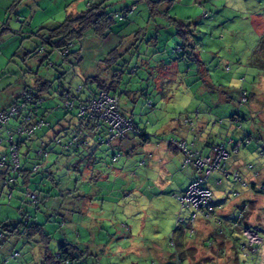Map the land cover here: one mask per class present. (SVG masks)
I'll list each match as a JSON object with an SVG mask.
<instances>
[{
    "label": "rangeland",
    "instance_id": "obj_1",
    "mask_svg": "<svg viewBox=\"0 0 264 264\" xmlns=\"http://www.w3.org/2000/svg\"><path fill=\"white\" fill-rule=\"evenodd\" d=\"M91 1H106L112 15L134 5L137 9L118 19L106 38L90 30L76 42L72 48L81 49V61L73 57L65 60L44 44L47 31L69 13L87 10ZM149 1L158 7L154 18L148 0H0L1 109L24 91H36L39 82H48L50 88L42 93L41 108L55 114L48 116L50 123L56 117L66 118L74 130L78 122L73 113L62 109L65 98L61 91L76 92L89 77L110 81L116 73L121 114L149 137L145 142L134 130L126 132L122 148L127 144L135 148L129 155L115 147L120 140L112 146H99L97 163L84 181L73 164L80 161L82 171L86 154L63 153L60 146L50 143L52 149L29 185L35 190V181L39 183V207L25 199L23 186L12 192L11 199L8 188L0 197V233L4 234L0 236V264H40L43 260L40 244L3 232L4 223L22 217L45 226L53 252L64 243L89 247L91 256L86 264L170 262V239L187 231L194 212L191 208L181 211L179 198L185 196L190 178L183 169L184 154L172 142L184 141L189 150H203L201 154L206 155L205 141L210 136L220 137L219 129L226 132L222 131L225 126L213 123L233 115L242 120L238 132L233 129L234 141L241 142L240 151L227 147L230 157L223 165L229 177L214 172L206 186L212 192V202L223 206L220 213L232 204L230 218L238 219L241 204H246L245 218L229 234L231 239L223 235L213 238L219 228L204 219L194 224L195 237L185 236L188 241L194 238L188 243L192 264H264V192L250 188L264 187V57L257 51L259 36L264 35V0ZM165 11L191 25L190 44L203 62L202 71L189 54L181 57L173 52L180 40L175 27L160 15ZM116 47L123 55L115 64L108 63L109 53ZM42 48L47 57L36 55ZM73 63L77 64L73 67ZM243 90L249 102L241 105ZM196 113H200L198 119ZM186 116L194 118L196 131L184 125ZM0 136L5 140L3 131ZM42 136V131L37 132L29 143L33 147L29 166L37 162ZM49 139L50 135L43 140ZM26 150L24 146L20 151L22 163ZM0 153L9 157L6 143L0 145ZM46 165L55 185L45 177ZM179 215L185 223L176 231ZM223 225L230 233L229 226ZM244 228L258 229L261 239H253L254 245H250L252 237L249 240L243 235ZM215 240L214 247L204 245ZM219 247H224L222 254Z\"/></svg>",
    "mask_w": 264,
    "mask_h": 264
},
{
    "label": "trees",
    "instance_id": "obj_2",
    "mask_svg": "<svg viewBox=\"0 0 264 264\" xmlns=\"http://www.w3.org/2000/svg\"><path fill=\"white\" fill-rule=\"evenodd\" d=\"M154 3L155 2L148 0V4H149L148 7L151 11L152 18H154L155 13H158V7L154 6ZM136 9H137V6L134 5L131 8H125L122 12H116L115 14L112 15L111 13L107 12L106 1H101V2L91 1L88 3L87 10L82 11L81 13H69L66 16V19L63 22H61L57 27L49 29L47 31L48 32L47 37L44 38L43 42L44 44H48L49 46H51L52 50H57L59 52V55L63 57L65 60H68L70 57H73L76 60L81 61V55L78 56L79 55L78 53L81 52L80 51L81 49L78 48V49L73 50L72 48L76 42L82 40L90 30H92L95 36L106 38L112 26L116 23L118 19L127 18V16L130 13L134 12ZM160 15H163L166 21L170 25L175 27V29L177 30L176 35L180 40V44L176 47V49H174L173 52L176 55H181V57H186L189 54V56H192V58H195V60L197 61L198 66L200 68L199 71H202L201 68L204 67L203 62H201L198 59V56L195 53L196 48L190 44V40L193 38V33H194L192 30H190L191 25L183 20L177 19L175 16H172L169 13V11H165ZM135 33L139 34L137 32ZM259 37H260V45L257 51H258V54L264 57V35L263 36L261 35ZM188 49H190L191 52H189ZM66 51L67 53H65ZM45 54H46L45 48H42L41 50L36 51V55H42L43 57H47ZM122 55L123 53L120 51L118 47H116L110 51L109 57L106 61L108 63L115 64V62H117L118 59ZM76 64L77 63H73L71 65L74 67ZM111 64H108V65H111ZM112 77L113 78L110 79V81H108L107 79H102L97 76L89 77L84 80V86H81L80 91L71 92L70 90H62L60 95L63 96L64 98H70L71 100H73L75 102L76 107L77 105H84L89 97H91L92 95L98 94L100 91H106L107 93L111 95L117 96L120 100V97L117 91L118 74L114 73ZM89 85L95 86L94 87L95 89H90ZM49 88H50V84L48 82H39V87L36 91L33 89L28 90L30 91L32 102L29 105L31 106V109L28 108L29 110L28 109L27 110L32 112V115H33L32 120L34 122L39 121V120H44L45 124L42 128L37 129L35 131L34 136L30 139L24 136L15 135L14 141L16 142L19 148V157H20V151L22 147L27 146V150L23 155L25 158V161L23 163L21 162V168L19 172H16V173L12 172V160H11V154L9 151V142L7 141L8 138L6 135V131L4 129H1L0 127V131H3L4 135L6 136L5 140H4V137L0 136V140H2L0 142V145H3L4 143H6V149L9 154V157H7L5 153H0V161L4 160L6 164V169L3 171H0V197L3 194L4 190L7 189L3 186L4 182L9 183L8 185L9 191L14 192L15 190H17L19 186H23V187H26V189L24 188L25 189L24 194L26 193V190L29 189V185L34 182V179H35L34 177L41 171V168H42L41 161L45 160L48 157L50 153L49 149H52L50 148V143L60 146L62 148L63 153L71 152L75 156L82 155V153L83 155L86 154L85 157L87 159V163L82 171H81L82 168H81L80 161H77L76 163L73 164L74 170L80 173L81 179L84 181L87 178L86 175H89L90 170H92L94 164L97 163L96 155H97L98 147L101 145L112 146L113 144H116L117 142V141L108 142L109 124L107 122H105L104 120H96L95 118L90 117V116H86L84 118L81 117L77 119L75 117L77 109L74 111H67L64 109L67 114L73 113L74 118L78 122V125H76V128H74V130L73 128L71 130L70 127L69 128L65 127L64 124L60 122L56 124L55 126L52 125L50 121L48 120L49 111H46V110L44 111V109L41 108L42 102H43L42 93L48 91ZM243 97L246 99V101L242 100ZM17 100L14 103H16ZM34 102H36V104ZM248 102H249V96L247 92L243 90L241 92L240 104L244 105V104H247ZM120 112H121V109H120ZM227 119L228 118L226 119L218 118L215 121V124H219V125L227 124L228 125L229 122L230 124H234L235 122L237 126H239V124L235 120L239 121L242 124L241 118L236 115L235 116L233 115L228 120ZM21 123H22L21 117L14 116L6 125V130L7 129L12 130L15 127L19 126ZM133 125H134L133 130L135 132V136L136 137L140 136L141 139L145 142L149 141V137L146 135V133L138 129V127H136L134 122H133ZM81 128L82 130H80ZM47 129H49V131L51 132L50 133L51 138L49 139L50 142L49 141H48L49 143L45 142L43 140L44 136L41 138V141L38 142L37 154L35 152L36 154L35 159L37 160V162L33 166H29L28 164H29V161L31 160L30 155L33 152L32 144L29 145V143H31L34 140L37 132L39 131L45 132V130ZM63 136H66L69 138L68 139L66 138L67 140L63 142ZM73 138H76L75 142L72 143V145H69L68 143ZM58 139H62L63 144L57 143ZM121 141H122V138L120 139V142ZM120 142L119 144L115 145V147L120 148L121 151L124 150L126 154L128 155L133 153V151L135 150L134 147L129 148V145L127 144L126 146L122 148V145ZM221 142L227 143V141L224 140L216 144H220ZM216 144H210V146H213ZM232 144L234 147H236L238 144L241 145V142L235 141ZM227 145L228 143L226 144V146ZM240 147H239V151H240ZM39 149L44 150L47 154L39 155L38 154ZM227 151H228V148H227ZM210 152H211V147H210ZM234 152L238 153L236 151ZM117 157L118 156L114 155L113 159ZM20 161H21V158H20ZM223 163L221 164V169L216 170L214 172H221V174L224 177L228 178L230 173H228V171L224 169ZM36 166H39V167L38 169L35 170ZM45 168L47 170V173L45 172L46 173L45 177H47V179L52 181L53 184L55 185L56 181L53 178L52 171L49 169V166L47 165L45 166ZM184 170L189 176L190 182L193 177H200V178L205 177L203 171H201L200 173L198 170L196 171L194 169H190V170L184 169ZM211 174L209 176H211ZM209 176L206 178L203 186L210 191V189L206 186ZM11 178H13L14 180L11 181ZM235 178H238V175H236ZM218 182H221V180H219ZM34 184L36 186V189L32 191L38 195L37 192H40L41 188L40 186H38L39 183H37L36 181ZM244 186L249 187V184L244 183ZM250 188L256 191L264 192V187L258 188L255 185H252L250 186ZM48 193H50V190L48 191ZM8 195H10V193ZM12 196L13 194L11 195V198ZM25 199L28 200L31 204L37 206V208L39 207V204H40L39 195H38V200L36 203H33L28 197H25ZM209 205L216 209L220 208L217 212L216 211L214 212L213 210L211 211L212 214L214 213L216 214L215 217L213 218L214 220L212 221L205 220L208 223H215L217 227L219 228L218 231H216L217 236H214L213 238L217 239L218 236L220 235L231 238L229 234H231L234 231V229H236L239 226V223L244 220L248 205L241 204L239 215L241 214L242 215L239 216L238 219H235V220H232L231 218L228 219L225 217V215L220 213V211H222L223 206L219 203L212 202V192H211V200H210ZM179 216L183 218L181 215ZM231 220H232V223H231ZM184 223H185V219L183 220V222L177 221L176 231H178L180 228H183L182 226L184 225ZM223 224H227V226H229L228 231L230 233H228L223 228L224 226ZM1 227L3 229V232L7 231L8 234H10L11 236H24L26 237L28 242L34 241L40 244L41 248L43 249V260L41 261L40 264H86V261L88 260L87 257L91 256L89 247L82 248V246L80 247L79 244H75V243L74 244L64 243L60 245V247L58 248L56 252H53L50 247L51 246L50 236L46 233L44 229L45 226L41 223H38L37 220H32L29 218L22 217L21 219H18L15 223H8V224L4 223ZM186 229L188 232L187 231L185 232V230H183L182 232H180L181 235L176 236L174 234L173 237L170 239L169 245L171 248H173V253L171 254V261L165 264H192L190 260V255H191L190 249L191 248L188 246V243L194 238L188 241L187 239L188 237H186L185 235L188 233L190 237H195L197 234V230L194 226L195 234L190 235V229H191L190 224H189V227H186ZM0 236L4 237V234L0 233ZM207 242L209 243L204 242V245L207 248H210V247H213V245L217 243V240H215V242H212V241H207ZM223 248L224 247L220 248L221 254L223 253ZM15 255L16 254L12 255V257H14Z\"/></svg>",
    "mask_w": 264,
    "mask_h": 264
},
{
    "label": "built area",
    "instance_id": "obj_3",
    "mask_svg": "<svg viewBox=\"0 0 264 264\" xmlns=\"http://www.w3.org/2000/svg\"><path fill=\"white\" fill-rule=\"evenodd\" d=\"M134 9V7H133ZM67 53V51L65 52ZM81 90V86L77 91ZM243 101L246 99L243 97ZM32 102L30 91H24L21 97L17 100L16 103L12 104L6 109L0 108V127L6 131L7 141L9 142V151L11 154L12 160V172H19L21 168V161L19 157V148L14 141L15 135L24 136L28 139L32 138L37 129H40L44 126V120H39L34 122L32 120V112L28 111L31 109L30 103ZM36 104V102H34ZM29 108V109H28ZM28 109V110H27ZM63 109L67 111L76 110L75 117L77 119L90 116L96 120H104L109 124V136L108 142H115L124 137L126 132L133 130L134 125L131 118H126L122 116L120 112V100L117 96L111 95L106 91H100L96 95L89 97L84 105H75V102L70 98H65ZM25 112V113H24ZM21 117L22 123L15 127L12 130H6V125L13 117ZM185 126L189 127L190 131H194L193 119L187 116L184 119ZM76 138L71 139L68 143L72 145ZM2 140H0L1 142ZM57 143L63 144L62 139H58ZM177 147L184 154L183 168L186 170L194 169L198 170L200 173L203 171L205 177H193L188 186V190L185 193V196L179 198L181 204V210L185 208H192L193 213L190 217V235L195 234L194 224L198 219H204L207 221L214 220L215 213L212 214L211 211H218L220 208L216 209L209 205L211 200V192L206 189L203 184L206 178L214 171L221 169V164L229 158V153L227 151L226 142H221L211 146V152L208 155H202L199 150H189L186 142L174 141ZM193 146V144H192ZM240 144L234 147V151H239ZM39 155H46L47 153L39 149ZM117 161V158L113 159ZM39 166L35 167V170ZM6 169L5 161H0V171ZM14 179L11 178V181ZM9 183L4 182L3 186L8 188ZM26 197H28L33 203H36L38 200V195L33 192L31 189L26 190ZM12 192L10 191L9 197L11 198ZM208 209V210H207ZM242 215V214H241ZM239 215V216H241ZM178 222H183V218L178 216ZM243 235L249 239V236L252 237L250 245H254L253 239H258L260 237L259 230L253 228H244L242 231ZM250 240V239H249ZM258 244V243H255ZM244 248V247H243Z\"/></svg>",
    "mask_w": 264,
    "mask_h": 264
},
{
    "label": "crops",
    "instance_id": "obj_4",
    "mask_svg": "<svg viewBox=\"0 0 264 264\" xmlns=\"http://www.w3.org/2000/svg\"><path fill=\"white\" fill-rule=\"evenodd\" d=\"M180 20H182V19H180ZM184 21V20H183ZM12 104V103H11ZM10 104V105H11ZM10 105H8V106H10ZM8 106H6V107H3V109L4 108H7ZM51 114V115H50ZM54 114V113H53ZM52 113H49V118L53 115ZM199 114L200 113H196L195 114V118H199ZM55 115V114H54ZM53 115V116H54ZM190 116V115H189ZM187 117V116H186ZM185 117V118H186ZM58 117H56L54 120H52L51 122V124L52 125H56V124H58L59 122L60 123H62V124H64V126L65 127H70L71 128V130H72V122H67L66 121V118L64 119V120H62V119H57ZM57 119V123H56V120ZM193 119V123L195 124V120H194V118H192ZM203 119V121H204V118H202ZM49 120V119H48ZM238 124H239V126H237V124L234 122V124H230V122L228 123V125L227 124H225V125H223V126H225L226 128H223V130L222 131H226L225 133H223V132H221V129H219V131H218V135L220 136V137H218L217 139H214V138H212L211 136L207 139V141H205V144H204V147L205 148H207V150L210 152V144H216V143H218V142H220V141H227V143H228V145H227V147L228 146H233V142H235L234 141V130L233 129H236V131L238 132V130H237V128H239V127H242V124L239 122V121H237V120H235ZM185 125V124H184ZM213 125H217V124H215V123H213ZM218 126V125H217ZM223 126H218V127H223ZM229 126H231V127H229ZM76 128V127H75ZM194 131H196V129H195V125H194ZM194 131H191V132H194ZM231 132H233V133H231ZM42 133H43V136H44V140H45V137L46 136H48V135H50V131H49V129H47V130H45V132H43L42 131ZM42 136V137H43ZM51 136V135H50ZM51 138V137H50ZM69 138V137H66V136H63V142H65L67 139ZM179 141V140H178ZM174 142V141H173ZM172 142V143H173ZM179 142H184V141H179ZM121 143V142H120ZM118 144H119V142H118ZM176 147H177V145L175 144V143H173ZM193 144V143H192ZM178 148V147H177ZM198 150V149H197ZM200 151V150H199ZM203 151V150H202ZM202 151H200V152H202ZM204 152V151H203ZM202 152V153H203ZM208 152V153H209ZM207 153V154H208ZM229 157H230V154H229ZM47 166H49V165H47ZM218 183H220V182H218ZM223 211H225V212H223L224 214L223 215H225V217L226 218H230V213L231 212H233L234 211V209L232 210V204H230V205H227V206H225V209L223 210ZM229 239H231V238H229ZM215 245V244H214ZM214 245H213V247H214ZM220 249V248H219ZM220 252H221V250H220ZM207 263H209V262H207Z\"/></svg>",
    "mask_w": 264,
    "mask_h": 264
}]
</instances>
